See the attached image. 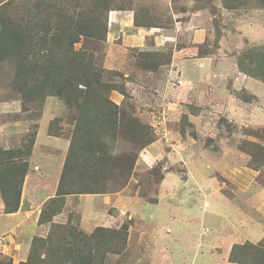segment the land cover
<instances>
[{
  "label": "rangeland",
  "instance_id": "374dc122",
  "mask_svg": "<svg viewBox=\"0 0 264 264\" xmlns=\"http://www.w3.org/2000/svg\"><path fill=\"white\" fill-rule=\"evenodd\" d=\"M8 1L21 11L31 7V13L37 2L0 0V6ZM126 2L137 11L148 9L159 27L120 22L118 0L108 15L106 41L96 46L82 38L75 49L94 54L107 82L125 85L128 97L112 91L111 99L151 127L156 145L134 155L137 146L122 127L113 153L116 165L131 159L127 183L106 179L109 189L66 195L61 212L41 224L44 203L58 196L73 114L62 107L63 121L51 125L50 134L59 101H25L14 75L16 61L0 64V149L23 154L31 149L20 212L0 223V264L25 263L38 250L44 259L47 247L40 239L54 236L58 244L68 233L83 237L98 229L123 233L127 228V238L121 254L99 256L97 264H236L230 262L235 245L258 246L264 239V169L249 166L252 157L242 148L251 145L240 147L245 141L264 146L259 114L264 105L254 88L257 79L247 76L244 91L233 87L237 58L264 45V36L255 34L261 24L264 30V10L232 12L220 0ZM140 52H163L168 63L146 71ZM155 148L158 159L149 161Z\"/></svg>",
  "mask_w": 264,
  "mask_h": 264
},
{
  "label": "trees",
  "instance_id": "16d2710c",
  "mask_svg": "<svg viewBox=\"0 0 264 264\" xmlns=\"http://www.w3.org/2000/svg\"><path fill=\"white\" fill-rule=\"evenodd\" d=\"M116 1L37 0L34 13H31V7L21 11L12 1L0 6V64L16 61L18 66L14 68V75L16 80L19 79L17 85L21 87L23 99L28 102H47L52 97L59 101L61 107L55 122L50 123V134H53L51 125L53 128L54 124L63 121L61 112L67 109L73 114L71 121L75 129L58 196L47 202L39 221L41 224H44V217L49 222L61 212L60 203L66 195L101 192V187L109 189L110 184L106 185V179L127 183L133 170L131 159L125 157L116 165L113 153L122 127L126 129L125 138L137 146L134 155H140L155 142L149 125L111 99L112 91L128 97L125 85L107 82L103 72L95 65L94 54L88 50L75 49L82 38L92 41L96 46L106 41L109 33L108 15ZM220 1L223 9L232 12L264 10V0ZM129 4L121 0L117 6L120 8H116L119 11H136V27H159L152 20L148 9L137 11L128 8L131 6ZM139 56L144 65L142 69L152 73L168 63V56L163 52H140ZM237 64L239 72L264 83V46L254 47L244 53L237 58ZM62 107L65 110L61 111ZM35 135L30 138V146L34 144ZM244 144L252 146L242 148L252 157L249 166L264 169V146L245 141L240 147ZM30 155L31 149L25 154L23 151L6 152L0 149V194L6 214L16 213L20 209ZM102 175L105 186L99 185ZM55 227L61 228L62 225ZM73 234L68 233L67 239L59 240L58 244L54 242V236L47 240L40 239L44 244L40 246L47 247L46 258L41 259L38 250L22 264H97L99 256L121 254L124 251L127 228L123 233L119 230L98 229L89 236L78 233L83 237H75ZM230 262L264 264V239L258 246L249 242L235 245Z\"/></svg>",
  "mask_w": 264,
  "mask_h": 264
},
{
  "label": "crops",
  "instance_id": "0c3cea01",
  "mask_svg": "<svg viewBox=\"0 0 264 264\" xmlns=\"http://www.w3.org/2000/svg\"><path fill=\"white\" fill-rule=\"evenodd\" d=\"M121 13H123V14H121V15H119V18H120V22H121V19L124 21V19H128V22H132V20L134 21V19H133V14H131V11H121ZM132 15V16H131ZM259 24H261V22L259 23ZM261 27H259L258 28V30H257V32L255 33L256 34V36L257 37H260L261 38V36H264V30H263V27H262V24L260 25ZM124 30H126V28H124L123 26H122V29H121V31L122 32H124ZM262 46H264V45H262ZM175 70L173 69V72H174ZM182 71V69H180L179 68V73ZM185 74H186V76H187V71L185 70ZM172 75H173V73H172ZM172 75H170V76H172ZM188 77V76H187ZM249 80V78L246 76V74H243V73H241V72H238L236 75H235V80H234V82H233V87H234V92H241L242 90L244 91V89H246L245 87V83L247 82ZM250 81V80H249ZM257 85L254 87L255 89H257V91L259 90V94H258V96H257V98H258V102H259V104H261V105H264V85L260 82V81H257ZM243 85V86H242ZM245 86V87H244ZM254 102V101H253ZM261 116H264V109L262 108V107H260V113H259ZM156 145V143H154L152 146H151V148L152 147H154ZM149 148V147H148ZM148 148L145 150L146 152L148 151ZM145 152V153H146ZM149 153V152H148ZM151 153H152V150H151ZM160 152L158 151V149H153V153H152V155H150V156H147V157H150V159H149V161H151V160H156V159H158V154H159ZM146 157H142V159H145ZM52 197H53V195H52ZM42 199V196L40 197V200ZM24 200V199H23ZM49 200V199H48ZM48 200L44 203V204H46L47 202H48ZM19 212H20V210L18 211V212H16V214H13L12 213V216L14 215H17V213L19 214ZM10 220V219H12V218H10V216L8 215V214H6L5 213V204H4V201L2 200V198H1V194H0V223L1 224H4V223H6L7 222V220ZM8 220V221H9ZM16 227H17V225L15 224L14 225V228L16 229ZM259 237V236H258ZM28 239V238H27ZM261 240V238H259L258 240H257V242L258 241H260ZM214 258H212V260H213ZM219 262V260H217L215 263L217 264ZM223 264H229V263H225L224 261H223ZM230 264H232V263H230Z\"/></svg>",
  "mask_w": 264,
  "mask_h": 264
},
{
  "label": "clouds",
  "instance_id": "9594fccd",
  "mask_svg": "<svg viewBox=\"0 0 264 264\" xmlns=\"http://www.w3.org/2000/svg\"><path fill=\"white\" fill-rule=\"evenodd\" d=\"M247 76V75H246ZM257 81H260V80H257ZM263 85H264V83L262 82V81H260ZM154 143V142H153ZM150 146V145H149ZM147 148V147H146Z\"/></svg>",
  "mask_w": 264,
  "mask_h": 264
}]
</instances>
